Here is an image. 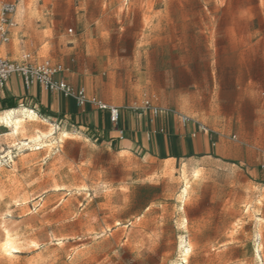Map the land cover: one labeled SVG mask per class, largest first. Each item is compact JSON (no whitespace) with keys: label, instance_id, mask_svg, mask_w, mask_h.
<instances>
[{"label":"rangeland","instance_id":"374dc122","mask_svg":"<svg viewBox=\"0 0 264 264\" xmlns=\"http://www.w3.org/2000/svg\"><path fill=\"white\" fill-rule=\"evenodd\" d=\"M0 1L18 7L0 58L61 63L140 127L0 101V264H264V0ZM180 114L208 157L154 153L158 116L202 133Z\"/></svg>","mask_w":264,"mask_h":264},{"label":"built area","instance_id":"2783aa9c","mask_svg":"<svg viewBox=\"0 0 264 264\" xmlns=\"http://www.w3.org/2000/svg\"><path fill=\"white\" fill-rule=\"evenodd\" d=\"M17 9L15 3L0 1V40L3 43L10 41L11 30L17 26ZM66 72L67 68L63 64L50 61L36 63L30 54L23 55L20 61L0 58V91L6 88L13 76H18L27 91L39 86L47 92L60 94L66 99L73 100L79 109L93 108L99 112H107L110 123L119 134L118 138L123 140L125 131L120 128L122 109L118 106L109 105L96 96L89 95L84 88H75L62 79ZM144 105L153 110L155 114L159 112L153 108L149 101L145 102ZM133 110L136 112L140 108L134 106ZM179 120L184 126L195 123L200 132L209 133V129L205 125L199 124L189 116L180 114Z\"/></svg>","mask_w":264,"mask_h":264},{"label":"crops","instance_id":"0c3cea01","mask_svg":"<svg viewBox=\"0 0 264 264\" xmlns=\"http://www.w3.org/2000/svg\"><path fill=\"white\" fill-rule=\"evenodd\" d=\"M68 73H69V69L67 68V72L63 74L62 79L70 83L67 79ZM25 100H29V102H37L38 104L42 105L44 108L53 112L54 115H56L55 113H58L60 115H66V113H72L70 118H72L74 121H78V120L82 121V118L85 119L86 117L85 114L77 115L79 112L78 111L79 108L76 106L73 100L66 99L60 94L47 92L39 86H35L30 91H27L24 88L21 79L18 76H13L11 80L8 82L6 88L0 91V101H2L1 103L9 108L10 103H13L15 106H17L18 102ZM72 102L74 103V107H75L74 110H73ZM81 110L83 111V113L96 111L97 114L101 113L105 116L107 115L106 117L109 120V116L107 112H99L93 108L81 109ZM91 116L93 117L94 115L92 114ZM89 119L91 121L90 115H89ZM123 121H124V112L122 111L120 128L125 130V132L128 131L131 133H134V131H139L140 127L136 123L139 121L130 120L126 128L122 125ZM153 122H157L156 123L157 127H161L163 126L164 123H166L165 135H159L155 137L152 144V146L154 147V153L156 155L160 157H170V158H175V157L181 158L186 156L208 157L209 154L212 152L211 150L212 148L210 146L209 139L206 137L207 136L206 134L201 133L198 137L195 135L193 136L191 133H189V130L181 129L180 126L176 123L177 121L172 116L171 117L167 116L166 118H162L161 116H158V119ZM193 125L196 124L190 123L186 126H193ZM145 128L146 130L149 129L148 124H145ZM115 132H117L116 129Z\"/></svg>","mask_w":264,"mask_h":264},{"label":"bare ground","instance_id":"6f19581e","mask_svg":"<svg viewBox=\"0 0 264 264\" xmlns=\"http://www.w3.org/2000/svg\"><path fill=\"white\" fill-rule=\"evenodd\" d=\"M15 112V111H14ZM23 116V115H22ZM27 117H29V119L30 120H28L29 121V124H31V123H33V119H35V118H37V115H35V113L34 112H32V115L31 116H27ZM27 119V118H26ZM38 119V118H37ZM25 120V119H24ZM24 120L23 119H21L20 117H12L10 114H9V117H7V119H6V122H8V123H6L7 124V126L8 127H10V128H12L13 127V134L16 136V135H18L20 132H21V126L22 127H24L25 128V126H26V124H24ZM23 122V123H22ZM26 123V122H25ZM21 128V129H20ZM19 129H20V132H19ZM26 130V129H25ZM10 131H11V129H10ZM32 140V139H31ZM26 141V140H25ZM27 141H29V140H27ZM32 142V141H31ZM7 230V229H6ZM5 232H7V239H5L6 241H5V243L3 244L4 245V250L9 254V255H13V253L15 252H18L17 251V248L15 247V245H14V242L11 240V238L9 237V236H11L10 235V233H9V231H5ZM189 252H190V248H188L187 247V249L185 250V258L184 259H186V257L189 255Z\"/></svg>","mask_w":264,"mask_h":264},{"label":"trees","instance_id":"16d2710c","mask_svg":"<svg viewBox=\"0 0 264 264\" xmlns=\"http://www.w3.org/2000/svg\"><path fill=\"white\" fill-rule=\"evenodd\" d=\"M15 107H16V106H15L13 103H10V104H9V108H10V109H13V108H15Z\"/></svg>","mask_w":264,"mask_h":264}]
</instances>
